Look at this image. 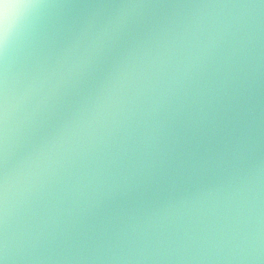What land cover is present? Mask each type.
Listing matches in <instances>:
<instances>
[{"label":"water","instance_id":"95a60500","mask_svg":"<svg viewBox=\"0 0 264 264\" xmlns=\"http://www.w3.org/2000/svg\"><path fill=\"white\" fill-rule=\"evenodd\" d=\"M37 3L0 59L7 264H264V3Z\"/></svg>","mask_w":264,"mask_h":264},{"label":"snow or ice","instance_id":"6c2138e0","mask_svg":"<svg viewBox=\"0 0 264 264\" xmlns=\"http://www.w3.org/2000/svg\"><path fill=\"white\" fill-rule=\"evenodd\" d=\"M37 0H3L0 3V59L7 50L9 39L15 27L19 25L20 9L36 3ZM264 3V0H261ZM7 123L6 86L0 73V146L3 144ZM5 226H6V187L0 185V264H7L5 255Z\"/></svg>","mask_w":264,"mask_h":264},{"label":"clouds","instance_id":"9594fccd","mask_svg":"<svg viewBox=\"0 0 264 264\" xmlns=\"http://www.w3.org/2000/svg\"><path fill=\"white\" fill-rule=\"evenodd\" d=\"M0 3H3V0H0ZM38 7H40V5L36 2V3H33L31 5H27V6L23 7V8H21L20 9L19 24L26 19V17L31 13L32 10H34V9H36ZM0 22H2V21H0ZM11 38L9 39L8 46H9Z\"/></svg>","mask_w":264,"mask_h":264}]
</instances>
